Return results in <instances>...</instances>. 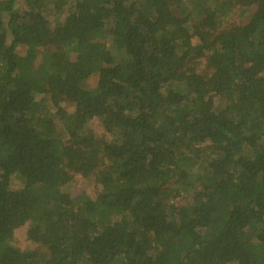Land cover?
Segmentation results:
<instances>
[{
	"label": "trees",
	"instance_id": "trees-1",
	"mask_svg": "<svg viewBox=\"0 0 264 264\" xmlns=\"http://www.w3.org/2000/svg\"><path fill=\"white\" fill-rule=\"evenodd\" d=\"M0 264H264V0H0Z\"/></svg>",
	"mask_w": 264,
	"mask_h": 264
},
{
	"label": "rangeland",
	"instance_id": "rangeland-1",
	"mask_svg": "<svg viewBox=\"0 0 264 264\" xmlns=\"http://www.w3.org/2000/svg\"><path fill=\"white\" fill-rule=\"evenodd\" d=\"M242 20H244V17L240 16V12L236 8L229 11L228 16L226 18V23H237V22L240 23ZM117 59L118 60L123 59L122 53L117 54ZM196 66H197V70H202L204 67V61H201L199 64L196 62ZM94 85H95V81L93 79H88L83 82V86L86 88H93ZM88 127L91 128L96 135H99L102 131L96 119L91 120L88 124ZM21 185H22V181L20 180V178L17 175H14L12 177L10 186L13 188H18ZM80 186H82L86 192L90 193L92 191L91 189H93L92 180L85 179L77 174H74L72 182L66 186L65 190H70L74 187H80ZM190 199L191 196L187 194L180 195L178 197V204H185ZM27 227H28V223L26 222L21 226L15 228L13 231L12 243L21 250L31 249L34 246L33 242L27 237V233H26Z\"/></svg>",
	"mask_w": 264,
	"mask_h": 264
}]
</instances>
